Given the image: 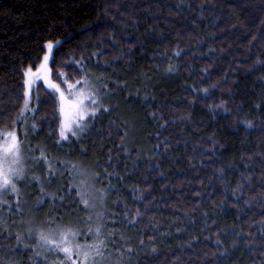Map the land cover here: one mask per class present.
Listing matches in <instances>:
<instances>
[{
    "label": "trees",
    "instance_id": "trees-1",
    "mask_svg": "<svg viewBox=\"0 0 264 264\" xmlns=\"http://www.w3.org/2000/svg\"><path fill=\"white\" fill-rule=\"evenodd\" d=\"M129 4L0 0V133L33 134L27 150L55 161L32 201L46 224L81 226L88 209L62 169L86 161L108 195L97 224L118 264H264V0ZM40 65L25 114V72ZM86 76L111 91L61 139L49 85ZM4 240L13 264H47L31 242Z\"/></svg>",
    "mask_w": 264,
    "mask_h": 264
},
{
    "label": "rangeland",
    "instance_id": "rangeland-1",
    "mask_svg": "<svg viewBox=\"0 0 264 264\" xmlns=\"http://www.w3.org/2000/svg\"><path fill=\"white\" fill-rule=\"evenodd\" d=\"M136 1L138 3L144 2L146 4L151 0H120V3H130L133 5L136 3ZM38 67L40 73L38 74V76L32 77L33 83L31 85L30 94L28 97L25 96L26 99H28V108L25 110V114L30 111L32 90L36 83V80H45V70L41 65ZM78 81H80L79 84H69L75 85L74 89H70L68 85L65 90L61 89L60 91H58L61 123L65 121L70 122L72 131L76 132V136L87 129L90 117L92 116L90 114L91 111L93 109H96L97 107L101 109L104 105V95H106L108 91H111L108 88L109 86L107 82L102 81L101 84H99L95 81V79L87 76L84 79ZM26 91H29L27 86L25 92ZM61 93H63V96H61ZM81 93H83V95H81ZM92 95H94V98L97 101L96 104H93L90 99L86 98ZM79 100H83V109L86 110L87 114L84 115L83 119H80L78 121V126V124L74 122V120L78 119L77 112L79 105L77 102ZM62 108L63 111H61ZM129 129L131 130V128ZM13 132L15 133L16 140L19 142L18 160L16 153H14L13 151H5L6 149L12 148L13 142L10 136H8L7 134ZM66 134L68 137L70 134H72V132L69 131ZM25 136L26 140L21 139L17 130H7L0 133V171L7 173L9 175V178L16 183L17 187L22 193L21 197L19 198V203H22L21 207H18L19 204H17V197L15 194L8 193L5 197L10 202L11 210H9V206H4L3 209H0V216H2V220L7 221V224L0 223V236L3 237L5 235L3 231H5V233L6 231L10 233V235H5L9 239L13 234L16 235L18 233H23L24 235L22 238V243L17 244L16 240L17 247H20V244H22V249H25V245L28 246L31 242L32 244H34L35 253H39L38 257L40 259H44L47 264H60L61 260L64 261V264H72L73 260L76 261V264H81V261L77 260L75 256V245H83L85 246L84 250L87 251V245L98 243L100 239L104 240V235L102 232V235L100 237H97L94 234H90L92 235L91 239L88 238L87 235H89V233H87L85 230L88 227H91L93 230H95L97 227H100L97 222H99L102 226V223L105 220V212H107L108 195L105 193L106 190L102 187H99V184L97 183V177H99L98 172L91 169V166L85 163L86 161H78V164H76L75 162L68 164L66 167L67 169L62 170L64 172H68V174L70 172V184L77 189V193L79 194L81 200L89 201L90 207L87 208L88 211L86 212L87 220L85 221V223L82 222L81 226L77 224H46V221L44 220V214H46L47 209L44 208V210L42 211L41 208H39L37 210L35 203L32 201L33 199L31 194L32 188L34 187V182L45 184V179L42 177V175L45 176L50 170H52V168H49V164L53 167L55 161L52 160V158H50V161L46 159V162L44 163L38 161L36 158L39 156L32 155L26 147V143H29L34 138L33 134L29 133L25 134ZM92 167L94 168V165ZM17 169L23 170L25 177L24 179L18 180L12 175V172L10 170ZM53 169L55 168L53 167ZM44 171L46 172L45 174L43 173ZM33 176L40 177V180H33ZM43 188L45 190L44 186ZM10 196L13 198V201L9 199ZM5 207H7V210H4ZM94 211L98 214V216H96ZM89 216L92 217L90 221L88 220ZM68 229H71L73 232L79 233L74 238H70L71 243L64 244L65 247L73 248V255L71 260H65L64 253L61 251H57L54 246L47 244L42 245V243L39 241L40 233H44L49 237L50 240H55L57 243H59L60 234L67 231ZM4 237L0 240L5 241ZM3 244L4 242L0 241V261H2L3 264H13L14 258H8L6 254L10 251V255H14L15 253L14 251H12V248L3 250ZM61 253L63 254L62 256L60 255ZM117 261L118 260L115 259L114 255L108 252L105 248L104 258L100 262V264H118ZM87 264H92L91 260L88 261Z\"/></svg>",
    "mask_w": 264,
    "mask_h": 264
},
{
    "label": "snow or ice",
    "instance_id": "snow-or-ice-1",
    "mask_svg": "<svg viewBox=\"0 0 264 264\" xmlns=\"http://www.w3.org/2000/svg\"><path fill=\"white\" fill-rule=\"evenodd\" d=\"M57 44H59V41L56 42ZM54 45L52 43H49L47 45V48L49 50V52H51V50L53 49ZM49 59V56H45L44 60L47 62ZM43 67V66H42ZM171 71V69H169ZM25 75L29 77V79L25 80V85L27 86L29 91L25 92V96L28 97L30 94V89H31V85L33 83V79H32V72L31 69H28L25 72ZM77 84L80 83V81L76 82ZM50 87L54 88L56 91H59V86L55 85V84H50ZM70 89H74L75 85H69ZM205 91H207V89H205ZM81 95H83V93H81ZM61 96H63V93H61ZM87 99H90L91 102L93 104H96L97 101L94 98V95L86 97ZM79 108H78V112H77V116L78 119H75L74 122H76L78 124V121L80 119H83L84 115L87 114L86 110L83 109V100H79L78 102ZM24 108L27 109L28 108V99H25L24 102ZM99 110V107H97L96 109H93L91 111V115L95 116L96 112ZM23 111V110H22ZM61 111H63V108L61 109ZM105 111H107V109H105ZM249 126L251 125V122H248ZM79 126V124H78ZM71 131L72 135L75 136L76 132L72 131L71 128V123L70 122H62L61 126H60V137L61 139H67V132ZM8 136H10L13 144H12V148L11 149H6L5 151H13L14 153L17 154V160H18V152H19V142L16 140L15 137V133H9L7 134ZM38 161L41 160H45L47 159V157L45 156V153L43 151H41L40 156L36 158ZM15 162V161H14ZM49 168L51 169V165L49 164ZM12 172V175L18 179H24V173L22 169H17V170H10ZM33 180L39 181L40 177L37 176H33L32 177ZM42 196H46L48 195L47 192H45L44 188L41 187L40 189ZM8 193H12L15 194L17 197V204L19 203V198L21 197L22 193L20 192V189L17 187L16 183L9 178V175L7 173H4L2 171H0V209H3L4 206H9V210H11V205L10 202L5 198L7 196ZM83 204L85 205L86 208L90 207L89 201L87 200H83L82 201ZM140 212L137 210L135 213V216H140ZM125 216H127V213H125ZM92 219L91 216L88 217V220L90 221ZM128 223L130 224H135V217L129 218ZM0 223L3 224H7V221H3L2 220V216H0ZM31 231V230H29ZM87 233H92L97 237H100L102 235L100 227H97L95 230H93L91 227H88L85 230ZM7 235H10V233H4ZM79 233L77 232H73L71 229H68L65 232H62L60 234V242L57 243L55 240H50L49 237L47 235H45L44 233H40L39 235V241L43 244H47V245H52L55 247V249L57 251H61L64 253V259L65 260H71L72 259V255H73V248L72 247H65L64 244L66 243H71L70 238H74L76 235H78ZM23 233H18L15 235V239L17 240V243H22V238H23ZM108 237L111 238L112 236L115 235L114 232H108L107 233ZM121 239H123V237H121ZM107 243L105 242V240L100 239L98 241V243L95 244H91V245H87V251L84 250L85 246L83 245H75V256L77 258V260L81 261V264H87L88 261L91 260L92 264H100V262L103 260L104 258V249L107 248ZM25 247H27L25 245ZM117 252H120V249L117 248L116 249ZM127 251H131V249H127ZM37 255H39V253H37ZM0 264H3L2 261H0ZM60 264H64V261L61 260ZM72 264H76V261L73 260Z\"/></svg>",
    "mask_w": 264,
    "mask_h": 264
}]
</instances>
